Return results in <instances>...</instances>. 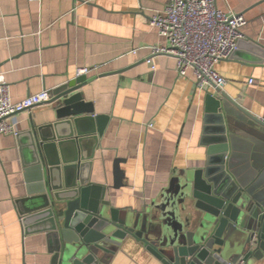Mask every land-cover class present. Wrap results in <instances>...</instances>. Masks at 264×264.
Returning a JSON list of instances; mask_svg holds the SVG:
<instances>
[{
  "label": "crops",
  "instance_id": "1",
  "mask_svg": "<svg viewBox=\"0 0 264 264\" xmlns=\"http://www.w3.org/2000/svg\"><path fill=\"white\" fill-rule=\"evenodd\" d=\"M167 3L0 0V72L11 101L43 90L52 97L54 90L74 80L77 69L96 68L81 89L83 102L91 105L94 117L108 119L102 123L101 137L94 134L97 139L89 141L95 158L84 176L89 173L90 182L111 187L113 162L120 160L125 185L109 188L105 199L121 211H142L159 199L181 171L206 168L210 148L218 143L209 122L212 100L219 96L217 88L197 89L190 71L179 77L171 56L161 54L152 63L146 61L151 48L167 46L149 25L152 12ZM217 7L242 14L246 19L243 40L264 48V0H217ZM215 70L226 79L221 92L264 121V58L241 49L238 59L221 61ZM56 107L55 103L34 106L7 121H15L17 132L26 134L57 123ZM89 126L95 127L88 122ZM24 144V138L19 145L12 135L0 136V264H50L48 234L34 224L25 233L20 221L19 211L28 208L23 200L34 187L28 182L32 173L27 171L33 157ZM233 156L238 169L264 167V143L257 151L241 150ZM108 264L161 263L128 239Z\"/></svg>",
  "mask_w": 264,
  "mask_h": 264
},
{
  "label": "water",
  "instance_id": "2",
  "mask_svg": "<svg viewBox=\"0 0 264 264\" xmlns=\"http://www.w3.org/2000/svg\"><path fill=\"white\" fill-rule=\"evenodd\" d=\"M241 49L264 58V48L240 40L230 59ZM88 82L80 77L53 91L48 103L57 105V123L15 137L19 145L24 138L33 157L27 171L34 187L20 221L25 233L34 224L48 234L50 264H108L128 239L161 264H264V167L241 170L232 162L234 152L251 153L264 143V122L217 89L209 122L218 143L206 168L181 171L142 211H121L105 199L109 188L125 185L120 160L113 162L111 187L84 176L95 158L89 141L101 137L108 119L94 117L83 102Z\"/></svg>",
  "mask_w": 264,
  "mask_h": 264
},
{
  "label": "built area",
  "instance_id": "3",
  "mask_svg": "<svg viewBox=\"0 0 264 264\" xmlns=\"http://www.w3.org/2000/svg\"><path fill=\"white\" fill-rule=\"evenodd\" d=\"M149 25L167 46L151 48L147 63H152L157 55H168L174 58L179 77H185L189 71L192 73L197 89L202 90L207 85L222 89L226 85V79L215 66L230 59L237 50L238 41L243 40L241 28L246 25V19L242 14L222 11L217 7V0H168L163 9L152 12ZM131 53L135 54L136 50ZM152 69H155L153 64ZM95 70L77 69L74 79L86 78ZM50 99L51 93L43 90L23 100L11 101L9 86L0 72V136L16 137L19 132L15 121L9 123L7 119L46 104ZM234 264L245 263L239 260Z\"/></svg>",
  "mask_w": 264,
  "mask_h": 264
}]
</instances>
